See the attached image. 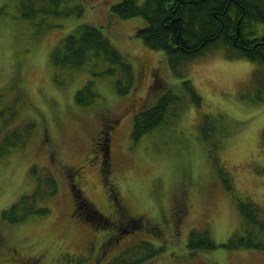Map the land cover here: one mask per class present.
Wrapping results in <instances>:
<instances>
[{
    "label": "rangeland",
    "instance_id": "374dc122",
    "mask_svg": "<svg viewBox=\"0 0 264 264\" xmlns=\"http://www.w3.org/2000/svg\"><path fill=\"white\" fill-rule=\"evenodd\" d=\"M30 1L0 0V144L23 120L35 121L34 131L31 124L25 133L30 136L21 143L8 141L13 146L0 158V231L5 236L0 258L18 249L41 264H108L119 249L146 239L165 247L157 260L145 264H264L257 257L264 255L262 249L224 245L242 224L238 199L250 197L264 205V99L255 100L251 83L257 63L217 50L171 68L165 52L137 36L144 17L123 19L112 11L120 0H71L61 6L73 9L69 15L28 17L22 5ZM40 1L34 0L35 6ZM83 23L101 27L132 64L135 81L128 93L117 92L112 76H99L97 101L76 103L77 90L91 78L89 69L101 62L61 70L50 57L60 40ZM251 26L264 34V23ZM168 89L186 98L179 115L135 141V114ZM206 114L215 119L213 135L201 132ZM116 118L119 124L113 123ZM104 136L110 139L109 169L98 157L87 160ZM220 166L231 175L233 190L224 184ZM72 170L85 196L104 214L113 216L117 195L141 226L163 236L139 231L94 260L111 232L95 230L75 216ZM49 172L58 190L36 203L48 206V213L6 220L3 211L31 194L37 179ZM185 197L187 211L179 218ZM131 219L123 223H138ZM204 229L217 247L187 255L191 232Z\"/></svg>",
    "mask_w": 264,
    "mask_h": 264
},
{
    "label": "trees",
    "instance_id": "16d2710c",
    "mask_svg": "<svg viewBox=\"0 0 264 264\" xmlns=\"http://www.w3.org/2000/svg\"><path fill=\"white\" fill-rule=\"evenodd\" d=\"M70 1L41 0L39 2L40 7H38L35 6L34 0H31L28 3H23V12L28 17H36L40 14L69 15L73 9L71 10L69 7L68 10V8L65 9L61 6ZM79 7L81 8L80 5ZM112 11L123 19L144 17L146 24L137 29V36L141 37L148 47L165 52V57L171 68L177 69L181 64L189 63L199 56L217 50L224 51L230 58L251 59L257 63L252 76L253 94L255 100L264 99V34L258 33V30L257 34L254 33L251 26V23H255L257 26L264 23V0H120L112 5ZM50 60L55 67L61 70L82 69L92 60L101 62L99 68L94 66L89 69L91 78L75 94L76 103L80 106H89L97 101L98 92L95 89V84L98 79L95 77L112 76L115 88L120 94L128 93L135 81L132 64L103 33L101 27L95 24H80L75 32H71L62 38L53 50ZM156 75L158 76L157 73H155ZM191 87L189 90L195 103L200 104V94L194 90L193 85ZM182 96L178 94L177 90L168 89L154 104L140 109L134 116L132 138L136 141L143 135L160 128L170 121V115L173 118L177 117L186 101V98H182ZM214 121L212 116L204 115L200 125L203 135L214 134L212 126ZM33 122L35 121L32 120L31 123L29 120H23L17 124L14 128L17 131L8 137V141L21 143L26 140L31 134H25L28 131L27 128H31L32 124V130L35 129ZM106 133L108 130L105 128L103 135ZM109 140L104 136L101 138L97 150L92 151L95 153L94 157H98L99 160L103 158V162L100 161V163L108 169L111 164L109 162ZM8 141L0 144V158L4 157L10 147L13 146ZM219 168L224 184L228 189L233 190L234 183L231 175L223 167L220 166ZM72 173L74 174V171L71 172V178ZM73 178L71 189L75 195L74 211L77 213L75 216L82 223H88L95 230L103 228L111 232L106 242H103L101 252L94 260L100 258L102 260L108 249L118 246L128 235H134L142 230H146L150 234L155 232L141 226L140 221H138L139 218L123 208L117 195L115 202L119 206L116 208L118 217L115 215L116 211H114L113 216L104 214L85 196L83 189L78 186ZM57 184L56 178L50 172L39 177L36 189L31 194H23L18 201L5 209L3 217L13 223L22 221L33 214L48 213V206L36 205V203L41 199L44 200L55 195L58 190ZM29 199L36 201L34 206V202L31 204ZM185 199L186 197L181 202L182 206L184 201L186 204ZM238 209L242 224L224 245L230 249L254 248L264 250V205L247 197L244 200L238 199ZM186 211L187 207H183V212L186 213ZM178 212L177 215L180 218L182 210L179 208ZM128 218H132V221L137 220L138 223H130V225L127 222L123 223ZM152 229H157V226L154 225ZM1 234L0 238L3 239L0 240V243L5 240V236ZM160 235L162 234H157V236ZM194 238L207 242L195 244ZM164 247V245L155 246L149 240L140 239L128 247L119 249L110 258L108 264H145L152 262L162 254ZM215 247L217 244L209 236L206 229L191 232L188 243L189 254L201 251L200 249H213ZM18 254L22 257L21 259L16 252H11L0 258V264H7L6 262L17 264L18 260L13 259L32 258L27 257V255L23 256L20 252ZM31 261L33 264H41L38 258ZM97 263L96 261L94 264Z\"/></svg>",
    "mask_w": 264,
    "mask_h": 264
},
{
    "label": "flooded vegetation",
    "instance_id": "af4514ba",
    "mask_svg": "<svg viewBox=\"0 0 264 264\" xmlns=\"http://www.w3.org/2000/svg\"><path fill=\"white\" fill-rule=\"evenodd\" d=\"M114 122L119 124L120 119H117V118H116V119L113 120V123H114ZM101 136H102V131H101V135H100L99 137H101ZM94 156H95V155H94ZM94 156H92V155L89 156V157L87 158V160H88L89 162H92V161L94 160ZM100 161H101V163H102V162H103V158H101ZM117 207H119V206H116V208H117ZM183 207H184V208L187 207V204H185V201L183 202V206H182V209H181L182 211H183ZM116 208H115V211H116ZM115 215L118 217V212H117V211L115 212ZM0 234H1V233H0ZM1 235L3 236V234H1ZM4 238H5V237H4ZM2 239H3V238H0V240H2ZM12 252H14V253L16 252V254L19 256V254H18L19 251H18L17 249H14ZM19 258L21 259L22 257L19 256ZM10 259L12 260V257H11ZM6 260H8V259L6 258ZM13 260H16V261L18 260V261H17V264H21V262H22V264H33V262H32L31 260H35V258H28V259H24V260H19V259H13ZM16 261H14V262H16Z\"/></svg>",
    "mask_w": 264,
    "mask_h": 264
},
{
    "label": "crops",
    "instance_id": "0c3cea01",
    "mask_svg": "<svg viewBox=\"0 0 264 264\" xmlns=\"http://www.w3.org/2000/svg\"><path fill=\"white\" fill-rule=\"evenodd\" d=\"M258 258H260L261 260H264V255H257Z\"/></svg>",
    "mask_w": 264,
    "mask_h": 264
}]
</instances>
